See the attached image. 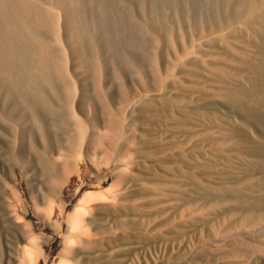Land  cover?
Wrapping results in <instances>:
<instances>
[{"label": "rangeland", "instance_id": "374dc122", "mask_svg": "<svg viewBox=\"0 0 264 264\" xmlns=\"http://www.w3.org/2000/svg\"><path fill=\"white\" fill-rule=\"evenodd\" d=\"M0 198V264H264V0H0Z\"/></svg>", "mask_w": 264, "mask_h": 264}, {"label": "bare ground", "instance_id": "6f19581e", "mask_svg": "<svg viewBox=\"0 0 264 264\" xmlns=\"http://www.w3.org/2000/svg\"><path fill=\"white\" fill-rule=\"evenodd\" d=\"M58 16V15H57ZM59 17V16H58ZM57 22H59L58 20H57ZM64 23V22H63ZM61 29V28H60ZM60 32H62V30H57V39H58V41H60L62 38L60 37ZM63 33V32H62ZM8 35V34H7ZM38 39V38H37ZM40 43H42V42H40ZM63 44V43H62ZM21 48V47H20ZM60 49V48H59ZM62 49V51H63V53H64V57L63 58H65L64 60H66V54H67V52H66V50L62 47L61 48ZM60 49V50H61ZM62 53V52H61ZM63 60V59H62ZM63 60V61H64ZM68 63V62H67ZM246 64V63H245ZM239 69V68H238ZM25 73V72H24ZM74 81V80H73ZM75 84V83H74ZM76 91V90H75ZM241 94V93H240ZM76 111H74V109L72 108L71 109V113H72V115H73V118L76 120V124L78 125V127H79V131H78V134H77V132H76V136H75V139L72 141V143L71 144H73L74 146L76 145V142H79L80 143V141H82V140H84L85 138H84V132H86V131H84L85 130V128H84V125H83V121H81L78 117V114H76L75 113ZM71 115V116H72ZM73 119V120H74ZM118 125V124H117ZM116 125V126H117ZM218 126V125H217ZM77 127V126H76ZM115 130V129H114ZM230 130V129H229ZM111 134H112V132H111ZM105 136V135H104ZM229 138H227V140H228ZM231 139V138H230ZM78 143V144H79ZM224 144H226V143H224ZM232 148V147H231ZM228 149V148H227ZM80 153H77L76 151H74V153H72V156H71V158H72V162H71V164H70V166H69V168L71 169V168H73V167H76L77 166V163H78V160H80L79 159V155ZM70 155H71V153H70ZM68 157V156H67ZM70 158V157H69ZM82 160V159H81ZM68 167V166H67ZM67 170H66V172L69 170L70 171V169H68V168H66ZM77 169V168H76ZM68 173V172H67ZM67 173H64L65 175H67ZM70 173V172H69ZM63 177H66V176H64L63 175ZM58 180V179H57ZM60 180H62V179H59V181ZM15 182V181H14ZM61 183V182H60ZM63 184L65 183V181L64 182H62ZM61 183V184H62ZM61 184L58 186V193L59 194H61V191H62V186H61ZM5 193V192H4ZM9 194V193H8ZM7 194V195H8ZM92 195V194H91ZM91 195H90V193L88 194V195H86V196H84L83 197V201L82 200H80V202L78 203V204H76V206H75V208H74V214H73V216H71L69 219H68V221L70 222V225H69V229H70V231L71 230H73V229H76L77 231H78V233L77 234H79V236H77L79 239H77L78 241V243H79V245H80V243L81 244H84V245H86L85 243H88L89 241L87 240L88 238H84L83 236H87V235H89V233L88 234H86L87 233V231H89V225L90 224H92L93 223V221H92V219H94V218H92V217H94V211H93V209H92V207H91V205H90V201H89V199H91L90 197H91ZM2 196V195H1ZM10 197H11V200H12V202H11V204L9 205V206H7V209H6V215H5V218H6V221H7V223H9L10 225H11V227H12V229H14L15 231H17V229L19 228V227H21V225H22V223L20 222L21 221V217H22V213H23V210H22V208L19 206V201H20V197H19V194H18V192H17V190L15 189V186L14 185H11V187H10ZM255 197V196H254ZM112 198V197H111ZM1 199V198H0ZM114 199V198H113ZM48 201V200H47ZM47 201H46V208L44 209V211H43V214H44V216L45 217H47V218H50L51 217V215L53 214V212H54V208H55V204H54V202L53 201H49L48 203H47ZM45 203V202H44ZM58 204V203H57ZM1 205V204H0ZM114 205V204H113ZM57 207V206H56ZM58 207H60L61 208V204L58 206ZM3 208V207H2ZM62 210V209H61ZM91 227H93V225L91 226ZM20 229H22V228H20ZM69 229H68V231H69ZM91 229V228H90ZM94 229V228H93ZM9 231H11V230H9ZM74 231V230H73ZM12 232V231H11ZM19 232V231H18ZM73 234V233H72ZM11 235H13L12 233H11ZM70 236V235H69ZM76 235H74V237H75ZM82 236V237H81ZM17 237V236H16ZM20 238V239H19ZM9 239H10V237H9ZM25 240V238L24 237H21V236H18L15 240H16V243H15V245L16 246H14L15 248H16V250H21L22 248H25L24 246H20V243H21V241L22 240ZM74 239V238H73ZM91 240V239H90ZM4 241H6V239L4 240ZM10 241V240H9ZM34 241V240H33ZM70 241H72V240H70ZM75 241V240H74ZM69 243V242H68ZM68 243H66V244H68ZM75 244H76V242H74ZM74 243H72V244H74ZM7 244V243H6ZM23 244V243H22ZM71 244V243H70ZM71 244V245H72ZM78 245V244H77ZM76 245V246H77ZM70 245H68V246H64L65 247V251L67 250H69V247ZM90 246H92V245H90ZM28 247V246H27ZM25 248V250L27 251V252H30L31 250H30V248ZM87 247V246H86ZM35 248V247H34ZM71 248H74V247H71ZM70 248V249H71ZM79 249L81 248V247H78ZM90 248H92V247H90ZM82 249V248H81ZM72 250V249H71ZM9 251V250H8ZM21 251H23L24 252V250L22 249ZM73 251V250H72ZM72 251H70V252H72ZM22 252V254H24V255H26L25 253H23ZM34 252V251H33ZM62 252V251H61ZM1 253V252H0ZM37 253V252H36ZM74 253V252H73ZM4 255V254H3ZM35 255V254H34ZM23 256V255H22ZM2 256H0V258H1ZM34 257V256H33ZM27 260V259H26ZM34 260V259H33ZM3 261V260H2ZM24 261H25V259H24ZM9 263V262H8ZM32 263H33V261H32ZM3 264V263H2ZM34 264V263H33Z\"/></svg>", "mask_w": 264, "mask_h": 264}]
</instances>
